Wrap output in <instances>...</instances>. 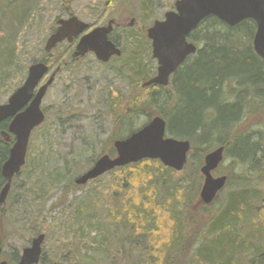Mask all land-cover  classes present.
I'll use <instances>...</instances> for the list:
<instances>
[{
  "label": "rangeland",
  "instance_id": "rangeland-1",
  "mask_svg": "<svg viewBox=\"0 0 264 264\" xmlns=\"http://www.w3.org/2000/svg\"><path fill=\"white\" fill-rule=\"evenodd\" d=\"M177 1L0 0V105L23 85L33 62L44 59L46 42L57 22L70 14L91 28L114 20L119 26L114 38L124 50L122 57L107 64L93 54L73 58L68 43L50 53V73L43 83L54 73L56 77L42 104L45 122L33 131L26 165L14 179L5 204L0 205L2 261L20 258L32 239L44 234L38 264H145L146 259L148 264H203L197 259L200 243L206 241L205 236H212V223L220 218L222 208L225 211L228 200L242 192L237 187L241 174L251 176L256 187L243 191L246 202L236 211L241 218L239 226L229 237L236 238L239 246L230 257L236 262L248 261L257 253V236L263 237L264 244V96L259 102L252 91L247 93L249 100L244 102L245 117L239 128L251 142L259 143L253 163L260 170L226 157L214 176L232 181L214 204L201 203L202 165L197 168L189 154L184 170L175 171L169 193L165 188L157 191L150 183L153 180H145L159 168L157 160L116 169L82 187L75 185V180L94 166L93 160L115 156L113 144L126 134L118 123L123 115L139 112L141 102L160 91L143 87L157 70L147 31L173 12ZM203 38L197 35L189 41L199 51ZM139 52L150 72L145 80L131 74L132 56L140 62ZM160 92L163 96L173 94L171 86ZM147 109L154 116L157 108L148 105ZM164 111L169 112L168 107ZM145 121V117L137 118L133 128L142 127ZM8 140L0 136V143ZM191 181L197 196L187 191ZM127 200L130 207L124 208ZM137 210L147 211L150 219L141 217L138 222ZM121 211L125 220L113 216ZM220 231L215 237L221 238ZM133 243L143 254L140 250L134 253Z\"/></svg>",
  "mask_w": 264,
  "mask_h": 264
},
{
  "label": "trees",
  "instance_id": "trees-1",
  "mask_svg": "<svg viewBox=\"0 0 264 264\" xmlns=\"http://www.w3.org/2000/svg\"><path fill=\"white\" fill-rule=\"evenodd\" d=\"M70 16L72 17L71 14ZM195 33L190 38L193 40L197 35L203 36L204 46L195 56L190 57L174 75L170 85L173 90L172 96L161 95L160 91L164 90V88H161L159 92L151 96V99L141 102L139 112H126L118 121V123L120 122L119 129H122L126 134L125 136H119L116 141L128 138L147 125L153 118L162 117L167 123V135L169 137L191 143L189 161L195 160L197 168L203 166L204 158L208 153L219 147H225V158H237L254 167L253 162L257 161L259 143L251 142V137L246 135L239 127L245 117L244 102L247 103L249 100L248 94L252 91L256 94L259 102H261V97L264 96V60L256 55L252 45L256 25L252 21H245L235 28H230L212 17L202 22ZM71 49L72 46H70V51ZM138 56L140 62H138V57L134 58L132 56L131 74L134 78L145 80L150 72L145 66V60L141 56V52L138 53ZM50 59L51 54L44 53V59L41 62L50 66ZM35 63L33 62V64ZM148 105L157 108L154 116L150 114L148 109L146 110ZM166 107H168L169 112L164 111ZM139 117H145L146 121L142 127L135 129L133 125ZM2 133H8L7 123L0 125V136ZM8 138L10 140L0 143V168L1 163L7 160L9 149L13 144V137L9 135ZM113 152L115 153L114 150ZM95 162L93 160L92 165ZM136 167H138V164H132L123 169ZM255 168L260 170L257 166ZM254 169L252 168V170ZM174 174H176L175 171L160 164L155 174L145 177V180H153L150 183L154 184L157 191L165 188L169 193V185H173ZM245 175L241 174L240 185L237 186L242 192L228 200L225 211L223 212L224 208H222L220 218L212 223L213 239H211L212 236L209 238V235H207L205 236L206 241L200 243L197 259H200L203 264H264V244L261 245L262 236H257L258 245L255 247L257 253L253 255L252 259L236 262L230 257V253H233L232 250L235 251L239 246L236 238L231 240L229 238L233 237L231 231L238 228V220L241 219L238 217L239 212L236 211L246 202L244 192L247 189L251 190L256 187V183L251 180V176L245 177ZM229 181H232V179L228 178L227 187L230 185ZM4 185L5 181L0 173V188ZM194 186V181H191L187 191L188 193L192 192L193 196H197L198 191H194ZM127 202L130 203L131 201H125L123 203L124 208L130 207ZM137 211L138 222L141 217H145L147 220L150 219L147 211H142L147 215L139 210ZM113 216L121 219L123 217L125 220L122 211L117 214L114 213ZM244 218H248V216ZM225 222H228V224L225 225ZM126 225H128L127 218ZM221 229L222 231H220ZM217 231H220L221 238L215 237ZM130 241L134 242L136 240L133 241L132 239ZM133 245L134 253H138L140 248L135 243ZM245 250H249V248H245ZM245 250L243 251L245 252ZM141 251L142 249L139 253ZM140 254H143V252ZM18 259L19 256L13 257V261ZM170 259L169 256V261ZM145 264H148L147 259ZM167 264H170V262Z\"/></svg>",
  "mask_w": 264,
  "mask_h": 264
},
{
  "label": "water",
  "instance_id": "water-1",
  "mask_svg": "<svg viewBox=\"0 0 264 264\" xmlns=\"http://www.w3.org/2000/svg\"><path fill=\"white\" fill-rule=\"evenodd\" d=\"M216 18L230 28H235L245 21L256 25L253 49L256 55L264 60V0H179L175 10L165 15L163 21L155 22L147 31L152 43L153 59L158 63L157 76L144 84L167 87L170 77L181 68L188 58L198 52L195 44L189 42L191 34L208 18ZM114 22L99 27L82 36L76 47L74 57L83 58L89 53L103 63L112 57H121L122 51L116 47L109 36ZM89 30V25L77 17L61 19L57 28L48 38L45 53H52L59 45L72 44ZM50 68L44 62L32 64L23 85L16 90L5 104L0 105V125L9 123V134L14 143L7 160L1 167L5 185L0 189V205L5 204L14 178L20 174L26 164L30 137L34 130L45 122L42 110L44 97L54 83L56 74L49 75ZM115 157L104 155L84 175L75 180V185L82 187L99 179L115 169L138 164L144 160H157L173 171L182 172L188 161L191 150L189 141L178 140L167 135V123L162 117L153 118L146 126L124 140L113 144ZM225 158V147H219L208 153L200 169L203 184L200 190V201L211 205L227 186L228 178L214 177ZM45 235H39L23 251L16 264H38L42 256ZM0 247V256L2 255ZM0 264H8L3 261Z\"/></svg>",
  "mask_w": 264,
  "mask_h": 264
},
{
  "label": "flooded vegetation",
  "instance_id": "flooded-vegetation-1",
  "mask_svg": "<svg viewBox=\"0 0 264 264\" xmlns=\"http://www.w3.org/2000/svg\"><path fill=\"white\" fill-rule=\"evenodd\" d=\"M111 21H113L114 22V24H113V30H112V32H111V34H110V36H109V40L116 46V47H118V48H120V50L122 51V56H123V52H124V50H123V48H121V46H120V44H119V42L114 38V32H115V29H117L119 26L116 24V22L114 21V20H111ZM111 21H109V22H111ZM108 22V23H109ZM108 23L106 24V25H104V26H101V27H105V26H107L108 25ZM97 28H99V27H97ZM97 28H91V27H89V30L86 32V33H84L83 35H81L78 39H76L72 44H69L68 42H65V43H68L69 44V46H72L73 47V55H72V57L74 58V53L76 52V47H77V45H78V43H79V40L82 38V36H84V35H86V34H88L89 32H91V31H93L94 29H97ZM64 44V43H63ZM151 47H152V43H151ZM89 54H92V53H89ZM88 54V55H89ZM94 55V54H93ZM121 56V57H122ZM152 57H153V55H152ZM118 58H120V57H112L111 59H110V61L109 62H111L113 59H118ZM156 61V60H155ZM109 62H107V63H109ZM101 63H103V62H101ZM107 63H103V64H107ZM156 64H157V70H158V63H157V61H156ZM157 70H156V74L152 77V78H150L149 80H147L144 84H146L148 81H150V80H152L153 78H155L156 76H157ZM179 70V69H178ZM177 73V72H176ZM175 73V74H176ZM174 74V75H175ZM174 75H172L171 77H170V81H169V85L167 86V87H162V86H157V85H153V86H151V87H144V85H143V87L144 88H146V89H150V88H154V89H157V90H160L161 88H168L170 85H171V82H172V79H173V77H174ZM135 78H137V77H135ZM5 123H7V126H8V128H9V123H10V121H6ZM10 134H9V131H8V133H2L1 134V136H4L6 139H8V136H9ZM10 137H11V135H10ZM11 149V148H10ZM10 149H9V151H10ZM116 155V154H115ZM6 161V160H5ZM5 161H3L2 163H1V167H2V165H3V163L5 162ZM0 173H1V168H0ZM1 177H2V175H1ZM3 178V177H2ZM4 180V179H3ZM1 189V188H0ZM34 239V238H33ZM32 239V240H33ZM32 242V241H31ZM30 245H31V243H30ZM30 245H29V247H30ZM1 247V246H0ZM2 248V247H1ZM25 250V249H24ZM2 255H3V253H2ZM2 255L0 256V262H3L2 260H1V257H2ZM42 255H43V251H42ZM20 259H21V257L18 259V260H15V261H11L10 263L9 262H7L8 264H16V263H18L19 261H20ZM42 259V258H41ZM41 259H40V261H41ZM6 262V261H5ZM40 263V262H39Z\"/></svg>",
  "mask_w": 264,
  "mask_h": 264
}]
</instances>
